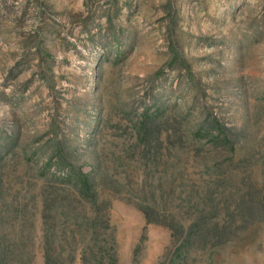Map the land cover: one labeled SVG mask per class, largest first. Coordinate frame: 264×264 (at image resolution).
I'll return each instance as SVG.
<instances>
[{
  "label": "rangeland",
  "instance_id": "1",
  "mask_svg": "<svg viewBox=\"0 0 264 264\" xmlns=\"http://www.w3.org/2000/svg\"><path fill=\"white\" fill-rule=\"evenodd\" d=\"M206 118L233 151L194 140ZM61 150L93 174L94 205L53 180ZM206 194L220 220L248 205L260 218L234 214L230 241L189 264H264V0H0L3 264H45L48 245L82 264L95 219L116 264H165L172 232L142 208L188 226Z\"/></svg>",
  "mask_w": 264,
  "mask_h": 264
},
{
  "label": "trees",
  "instance_id": "2",
  "mask_svg": "<svg viewBox=\"0 0 264 264\" xmlns=\"http://www.w3.org/2000/svg\"><path fill=\"white\" fill-rule=\"evenodd\" d=\"M173 61L175 63L179 61L178 55L174 56ZM165 114L166 110L158 106L145 111L140 122L141 136L146 139L153 138L156 125L163 120ZM206 119L205 123L192 134L194 140L205 141L214 148L233 151L235 142L229 130L216 118ZM47 165L54 166L57 171H61L62 175H58L57 171L52 172L53 180L60 185L70 186L76 193L79 203L82 201L93 205L96 203L93 174L90 172L85 173L81 169L71 166L67 161L64 150H61L60 153L58 151L55 157L50 158ZM66 170L67 173H65ZM44 175H47L46 170ZM205 197L192 203L193 207L188 209V217H194L192 223L188 226L182 224L174 215L167 216L169 218H166L167 222H165L163 215L161 213L157 214L154 208H142L147 224H164L172 232L176 247L172 253L165 257V264H189L191 253L195 249L204 250L209 247L211 251L219 250L231 239L233 223L237 220L234 214L238 213L245 224L260 218L259 212L255 211L252 205H248L250 209L231 212L227 210L225 213L227 219L220 220L221 211L219 203H216L213 198L214 195L206 194ZM202 206L203 208H200ZM207 208L209 209L207 210ZM98 226V219H95L93 224L89 225L86 234L91 235L96 241L93 245L85 244L82 251V264H116L115 258L111 254V245L106 241L102 244L98 243ZM79 235L82 237L84 233L79 231ZM44 257L45 264H72L71 259L64 260L61 256L55 255V251L50 245L46 247ZM0 264H3V262L0 261Z\"/></svg>",
  "mask_w": 264,
  "mask_h": 264
}]
</instances>
